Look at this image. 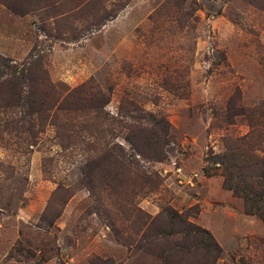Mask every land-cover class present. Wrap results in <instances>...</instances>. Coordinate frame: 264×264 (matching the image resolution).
<instances>
[{
  "label": "rangeland",
  "instance_id": "1",
  "mask_svg": "<svg viewBox=\"0 0 264 264\" xmlns=\"http://www.w3.org/2000/svg\"><path fill=\"white\" fill-rule=\"evenodd\" d=\"M1 60L50 99L0 101V264H161L137 210L167 208L213 264H264V206L229 187L264 192V0H0L6 92ZM109 147L127 163L91 188Z\"/></svg>",
  "mask_w": 264,
  "mask_h": 264
},
{
  "label": "trees",
  "instance_id": "2",
  "mask_svg": "<svg viewBox=\"0 0 264 264\" xmlns=\"http://www.w3.org/2000/svg\"><path fill=\"white\" fill-rule=\"evenodd\" d=\"M1 61H3L5 69L10 70V74H8L10 79L7 81L10 88L6 92L0 89V101H3L2 98L5 95L6 98L16 102L15 106L22 104L24 106L28 103L31 113L43 114L49 104L50 97L44 91H41V94L35 92L34 89L25 92L27 88L32 87L29 81L33 79L40 80L41 74L36 78L35 73L31 72L28 76L24 70L18 72L16 67L13 68L9 64V60ZM45 78L47 79V77ZM1 86L2 84H0ZM6 98L3 99L6 101ZM0 105L3 107L9 106L8 102H5V104L0 103ZM128 142L134 150H137V138H129ZM107 145L109 146V142ZM120 150L116 147H109L106 151H101V153L99 151L97 158H91L86 163L84 174L89 187H96V181L103 185H105V181L111 179H113V182L116 181L119 173H122L120 168L127 163L122 159ZM257 176L264 179V172L259 173ZM230 180H234V176ZM229 187L237 194H240L241 191L248 192L247 198L245 197L248 211L251 214L262 213L264 192L246 191V188L243 190L244 188L238 184L237 180L235 185H229ZM137 233H141L139 249L154 253L161 264H213L222 254L221 246L210 231L191 223L172 208L165 209L156 217H151L138 209Z\"/></svg>",
  "mask_w": 264,
  "mask_h": 264
}]
</instances>
